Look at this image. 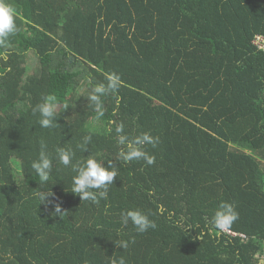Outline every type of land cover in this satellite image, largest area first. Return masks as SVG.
I'll return each mask as SVG.
<instances>
[{
  "label": "trees",
  "instance_id": "obj_1",
  "mask_svg": "<svg viewBox=\"0 0 264 264\" xmlns=\"http://www.w3.org/2000/svg\"><path fill=\"white\" fill-rule=\"evenodd\" d=\"M7 2L17 30L0 44V264H264V51L251 43L264 0ZM99 83L97 120L87 97ZM49 95L56 124L43 128L33 109ZM121 124L156 138L143 146L154 164L119 159ZM41 142L45 184L32 168ZM57 148L73 164L112 161L107 199L71 192L76 172ZM221 203L238 213L223 232L211 224ZM135 209L156 228L124 225Z\"/></svg>",
  "mask_w": 264,
  "mask_h": 264
},
{
  "label": "clouds",
  "instance_id": "obj_2",
  "mask_svg": "<svg viewBox=\"0 0 264 264\" xmlns=\"http://www.w3.org/2000/svg\"><path fill=\"white\" fill-rule=\"evenodd\" d=\"M17 16L16 9L7 2V0H0V44H3L9 36L16 32L15 18ZM9 53L7 51L0 52V59L7 61ZM107 89L115 93L120 87V77L115 74L108 75ZM106 88L104 83H99L93 86L87 99L93 105L96 112V119L99 120L104 115V108L101 96L105 95ZM39 113V124L43 128H52L55 126L56 104L55 97L46 96L40 104L34 109L33 113ZM124 126L121 124L116 128V132L120 134L117 143L121 146L119 151V159L125 163L133 160H144L148 165L155 163V157L149 155L143 148L144 145L150 144L153 147L156 144V138L150 133H142L134 138H129L123 135ZM91 141L90 136H85L80 147L85 151L88 143ZM46 145L41 142V151L38 160L32 163V168L36 172L39 182L45 184L49 181L53 170V158L46 151ZM74 152L70 149L57 148L55 159L64 167H71L76 175L72 179L71 192L79 195L82 201L91 200L98 202V198L107 199L109 186L113 184L114 178L118 177L117 168L108 161V166H103V162L95 157H90L83 162L73 164ZM41 203L45 201L46 193H40ZM60 205H55L54 213H60ZM238 219V213L233 206L228 203H221L216 210L211 224L219 231L223 232L229 230L231 225ZM129 220L134 225L139 233H144L149 229H155L156 223L149 218L140 209L129 210L122 217V223L127 225ZM119 246L126 248L127 244L123 241L119 242ZM112 264H117L113 260ZM118 264H125L124 258H120Z\"/></svg>",
  "mask_w": 264,
  "mask_h": 264
},
{
  "label": "built area",
  "instance_id": "obj_3",
  "mask_svg": "<svg viewBox=\"0 0 264 264\" xmlns=\"http://www.w3.org/2000/svg\"><path fill=\"white\" fill-rule=\"evenodd\" d=\"M251 43L259 50L264 51V36L261 34H254Z\"/></svg>",
  "mask_w": 264,
  "mask_h": 264
},
{
  "label": "rangeland",
  "instance_id": "obj_4",
  "mask_svg": "<svg viewBox=\"0 0 264 264\" xmlns=\"http://www.w3.org/2000/svg\"><path fill=\"white\" fill-rule=\"evenodd\" d=\"M33 60V59H32ZM85 84L83 83L79 88V91H83V88H84ZM13 166L16 167L17 169H19V166L17 163L15 162H12Z\"/></svg>",
  "mask_w": 264,
  "mask_h": 264
}]
</instances>
